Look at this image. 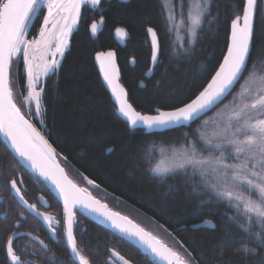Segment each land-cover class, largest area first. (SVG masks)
<instances>
[{
    "label": "trees",
    "instance_id": "1",
    "mask_svg": "<svg viewBox=\"0 0 264 264\" xmlns=\"http://www.w3.org/2000/svg\"><path fill=\"white\" fill-rule=\"evenodd\" d=\"M195 2L103 0L97 9L85 8L58 72L46 78L41 114L35 119L42 123L43 132L61 162L80 176L85 186L84 177L93 179L99 185L97 190L113 207L132 208L143 214L163 235L171 238L174 250L186 259L190 256L196 264H214L223 253L234 259L235 264H244L243 249L239 253L235 251L240 248V241L231 234L242 230L227 221L234 209L216 199L208 202V195L193 191L194 185L186 181L185 170L177 169L162 180L151 168L163 159L185 153L193 142L197 148L202 147L200 133L207 134L206 129H211L225 115V106L232 107L245 78L250 73L252 78L264 74V0L258 2L253 50L242 82L223 105L188 127L159 133L132 129L120 116L96 65L98 53H115L120 85L129 103L143 115H155L157 108L168 111L180 102H189L211 82L223 63L231 40V21L237 15L242 17L246 6V0H212L193 43L183 25L179 32L166 29L170 27L169 11L179 13V5L184 3L187 17L188 5L192 4L194 10ZM43 15L44 10L37 15L29 36H37ZM101 19L102 29L98 27L100 33L95 36L91 33V24L100 25ZM149 27L157 32L159 41L158 64L154 69ZM117 28L127 32L124 44L116 38ZM15 61L11 65L14 76L11 87L15 94L25 95L24 63L22 58ZM17 101L21 103L19 97ZM18 165L0 136V183L6 167ZM187 172L191 175L190 167ZM2 186L0 190L4 194L6 184ZM226 230H230L227 235ZM92 241L89 251L92 264H111L113 254L123 257L128 264H159L132 241L110 230L98 229ZM247 244L259 253L249 256L248 264H264V246L254 238ZM173 245L168 246L173 248Z\"/></svg>",
    "mask_w": 264,
    "mask_h": 264
},
{
    "label": "snow or ice",
    "instance_id": "2",
    "mask_svg": "<svg viewBox=\"0 0 264 264\" xmlns=\"http://www.w3.org/2000/svg\"><path fill=\"white\" fill-rule=\"evenodd\" d=\"M256 2L257 0H247L243 8V16L237 15L232 19L231 42L227 46L223 63L211 77V82L199 91L195 98L189 102H180V105L172 110L162 111L157 108L156 115H143L136 111L128 102L127 93L117 82L119 74L115 66V53H98L96 60L100 62L104 79L111 86L118 101L120 114L126 117L131 125L143 124L152 128L182 121H195L205 114L206 110H210L226 93H230L231 88L239 82L248 67ZM83 4L98 6L101 0H0V132L10 141L15 153L28 162L40 177L55 185L62 196L67 217V242L71 253L78 258L79 264H90V261L81 254L73 234L72 207L75 205L103 216L119 231L137 238L152 254L166 264H195L193 258L189 256L186 259L127 216L110 211L108 205L93 197L87 188H82L69 179L64 168L56 160L55 148L25 118L21 108L14 102L9 68L13 57L22 53L27 72L25 99L30 104L34 102L33 114H39L43 90L37 89L41 71L47 75L57 66V61L52 59L50 63L45 61L42 66L34 65L35 51L43 46V55L46 57L49 54L53 43L48 37H51L52 30L59 26L55 51L51 52V56L55 57L57 54L63 56L64 49L67 47V36L80 19V8ZM211 4L212 0H204L203 4L200 0H196L194 10L192 4L188 5L187 17H185L184 3H181L179 13L174 10L169 11L167 19L170 27L166 30L175 29L179 32L180 25H183L195 43L197 29L201 26L202 18ZM43 7L47 8V15L43 17V26L39 30L40 39H25L32 17L37 15ZM100 23H103V19ZM50 24L51 30L48 28ZM98 27L97 23L91 24L93 35ZM147 32L152 37V60L156 61L159 51L157 32L151 27L147 29ZM116 35L124 38L127 32L124 28H117ZM251 83L252 74L250 73L249 77L245 78V85H241V91L234 96L232 107L229 109L225 106V115L218 118L211 129H206L207 134L200 133V138L204 141L202 147L198 149L193 142L179 162L171 166L157 164L151 168V172L162 180L169 173H175L177 169L185 170L186 181H191L194 185L193 191L198 190L201 194L208 195V202L216 199L218 202H226L230 209H234L233 215L227 216V221L242 230L231 234L240 241V248L235 251L239 253L243 249L244 264H248L249 256L259 254L256 248L248 247V240L254 238L264 246V235H262L264 233V75L260 78L259 87H251ZM207 123L206 121L205 125ZM204 152H208L209 155L204 156ZM188 167L191 168V175L187 172ZM84 180L87 184L99 188L95 180L87 177H84ZM10 186L17 195L20 194L16 180H11ZM20 199L23 200V196ZM24 202L27 204V201ZM27 206L36 210L35 204H27ZM38 215L43 214L38 213ZM43 218L49 221V227H51L53 217L43 215ZM228 232L230 230H226V235ZM15 235L13 233L6 244L5 251L6 257L10 258L9 264H28L14 250ZM40 244L47 248L43 241H40ZM120 259L124 260L123 257ZM124 264H127V261ZM214 264H235V260L221 253Z\"/></svg>",
    "mask_w": 264,
    "mask_h": 264
},
{
    "label": "flooded vegetation",
    "instance_id": "3",
    "mask_svg": "<svg viewBox=\"0 0 264 264\" xmlns=\"http://www.w3.org/2000/svg\"><path fill=\"white\" fill-rule=\"evenodd\" d=\"M15 101H17L16 97ZM25 118L48 140L40 121L37 122L35 118L28 115ZM60 165L65 168L71 180L80 187L87 188L93 197L107 204L111 210L120 213V208L117 207L119 205L116 206L117 208L113 207L107 197L102 195L103 193L100 194L97 188L90 187L88 184L85 186L80 176L72 172L67 165L61 161ZM13 179L16 180L17 188L20 189L19 195L10 186V181ZM4 183L6 184L4 194L0 190V264H9L10 258L6 257L5 249L7 240L13 233L16 234L14 250L28 264H79L78 258L71 253L67 242V217L63 203L54 190L20 164L6 167L2 174L0 189H3L2 184ZM21 196L23 200L20 199ZM24 201H27V204H35L36 210L30 209ZM38 213L53 217L51 227H49V221ZM73 220V234L76 237L78 248L92 264L89 251L93 244V235L100 228L107 229L78 211H75ZM40 241H43L47 248H44ZM115 255L113 254L109 262L111 264L123 263L116 260Z\"/></svg>",
    "mask_w": 264,
    "mask_h": 264
},
{
    "label": "rangeland",
    "instance_id": "4",
    "mask_svg": "<svg viewBox=\"0 0 264 264\" xmlns=\"http://www.w3.org/2000/svg\"><path fill=\"white\" fill-rule=\"evenodd\" d=\"M102 2H103V0H101V4H102ZM100 5H98V6H93L91 4H83V5H81V8H80V19L78 20L77 24L72 27L71 32L67 36V47L64 49L63 56H60L59 54H57L55 57H52L51 56V52L55 51V43L57 42L56 41V37L59 35V26L55 30H52V36L51 37H48L49 39L52 40L53 47L49 50V54L46 57L43 55V53H44V47L43 46H41V48L38 51H35L34 50L35 51V59L33 61L34 65H41L42 66L45 63V61H47V62L50 63L52 59H55L57 61V66L55 68L51 69L47 73V75H44L43 72L41 71L40 83L38 85V89L37 90H40V89L43 90V87H44L46 78L49 75H51V74H53L55 72H58L61 63L63 62V60L65 58V54L68 52V49L71 47L70 43H71V38L73 36V33L78 29V27L80 25V20L82 18L83 10L85 8H88V7L97 9V8H99ZM42 10H44V15H43V17H44V16L47 15V8L46 7L41 8L38 11L37 15L40 14V12ZM37 15H34L32 17L31 22L28 25V30H27V33H26V36H25V39H27V40H39L40 39L39 32H38L37 36H34V38L31 37V36H29L30 35V32H31V30H32V28L34 26V21H35ZM69 23H70V21H69ZM61 24H63V21H61ZM42 26H43V20H42ZM48 28L50 30L52 29L51 24L48 26ZM20 58H22V61H23V54L22 53L17 54L16 56H14L13 57V61L14 60L17 61ZM13 61H12V63H13ZM15 62H14V64H15ZM23 63H24V61H23ZM10 69L13 70L11 66H10ZM23 69L26 72V65L25 64L23 66ZM37 71H40V69H37ZM26 74H27V72H26ZM12 75H13V71H12V73L10 71V76H11L10 80H13L14 79V76H12ZM261 76L262 75L258 76V74H256V76L252 78V83L250 84V86L251 87H254V88L255 87H259L260 86V78H261ZM26 79H27V77H26ZM243 85H245V84H243ZM25 91H26V94L25 95H23V94H20L19 95L17 93L14 94V98L16 97V99L18 100V97H19V100H20L21 103H19L17 101H15V102L17 103V106L21 108V111L25 115V117H27V115H28V116H31L32 118H35L37 116V114H33L34 111H35L34 102L32 104H30L29 101H27L25 99V97L27 96V90H26V88H25ZM43 92H44V90L42 91V96H43ZM41 104H42V101H41ZM41 108L42 107L40 106L39 112H41ZM39 114H41V113H39ZM37 119H39V117H37ZM183 154L184 153L179 154V155L176 154V156L174 158H172V159H163L162 162H161V166H171L172 164L179 162L181 160ZM79 178L81 179V177H79ZM84 182H86V180H84ZM88 186L94 187V186L89 185V184H88ZM120 213H122L124 216H127L128 218H132L141 227L145 228L146 230H148L149 232H151L152 234H154L157 238L161 239L163 242H166L168 245H173L174 244L173 241L171 240V238H169L165 234L163 235V233H161L156 227H154L153 222H151L143 214H140L139 212H137L136 210H134L132 208L125 209V210L120 209ZM204 225H208V224H204ZM209 225L213 226L212 224H209ZM174 248L175 247L173 245V249ZM114 257H115L116 260L124 263V261H122L118 255H115Z\"/></svg>",
    "mask_w": 264,
    "mask_h": 264
},
{
    "label": "water",
    "instance_id": "5",
    "mask_svg": "<svg viewBox=\"0 0 264 264\" xmlns=\"http://www.w3.org/2000/svg\"><path fill=\"white\" fill-rule=\"evenodd\" d=\"M124 1H129V0H124ZM247 2V0H246ZM259 0H257L256 2V5H255V8H254V25H253V37H252V43H251V49H250V55H251V52L253 50V42H254V33H255V29H256V19H257V12H258V7H259ZM243 15V14H242ZM102 24L103 23H100L99 27H100V30L102 29ZM100 32L97 31L94 35L95 36H98ZM231 37V36H230ZM116 38L121 42V43H125V40H127L128 36L124 37V38H120L119 36L116 35ZM150 41H152V37L150 35ZM231 42V40H230ZM159 43V41H158ZM250 55L248 57V64H249V58H250ZM158 58H159V52H158ZM158 59L156 61H153L152 60V68L154 69L156 67V65L158 64ZM96 65H98V69H99V73H100V76L102 77V80H103V83H104V86L108 89L110 95H111V98H113V101L117 107V109H119V104H118V101L116 100V97L115 95L113 94L112 92V88L111 86L107 83V81H105L104 79V73L103 71L101 70V67H100V62L98 60H96ZM115 66H116V69L118 70V74H119V66L117 65V61H116V55H115ZM152 69V70H153ZM152 70L149 72L150 75H152ZM10 71L11 69L9 68V80H10ZM247 70H245L244 74H243V77L239 80L238 83H236L230 90V93H226L224 97L221 98V100L219 102H217L216 105H214L213 107H211L210 110H206L205 114L201 115L199 119L195 120V121H190V122H180V123H176V124H169L167 126H164V127H152V128H149L147 127L146 125H143V124H138V125H131V128L132 129H143L145 130L147 133H159L161 131H170V129H177V128H181V127H188L190 125H192L193 123L203 119V117L207 116L208 114L212 113L213 110L217 109L218 107H220L221 105H223L224 101L227 100L235 91V88L242 82L241 80L244 78L245 76V73H246ZM118 84L120 85V75H119V78H118ZM10 86H11V80H10ZM121 86V85H120ZM122 87V86H121ZM123 88V87H122ZM124 89V88H123ZM13 99H14V92H13ZM128 99V97H127ZM129 102V101H128ZM16 103V102H15ZM119 111V110H118ZM137 111V110H136ZM120 114V112H119ZM149 115V114H148ZM156 115V114H155ZM120 116L127 120L126 117H124L122 114H120ZM130 123V122H129ZM42 135V134H41ZM0 136L5 144V146L9 147V149L11 150L12 154L14 155V157H16L17 161L19 162L20 165H22L23 167H25L28 171L32 172L34 175H36L38 178L42 179L43 182L51 189L54 190L55 194L58 196V198L61 200V202L63 203V198L62 196L60 195L59 191L56 189L55 185H53L49 180H45L43 177H40L39 176V173L36 172L34 169H32V167L30 166V164L26 161H24L22 158H20L16 153L15 151L12 149L11 147V144H10V141H8L7 137L2 133L0 132ZM45 138V137H44ZM46 139V138H45ZM56 160L57 162L60 164V161H59V158H58V155H56ZM61 166V165H60ZM63 167V166H61ZM64 168V167H63ZM65 170V168H64ZM66 172V170H65ZM67 174V173H66ZM69 177V176H68ZM70 179V178H69ZM97 199V198H96ZM99 200V199H98ZM102 203V202H101ZM63 206H64V203H63ZM108 209L112 212H114L113 210H111V208L108 206ZM72 211L73 213H75V211H78L80 212L81 214H83L84 216H87L89 217L90 219H93L97 224H100L102 225L104 228H106L107 230H111L112 232H114L115 234H117L118 236H121L123 237L124 239L128 240V241H132L137 247H139L141 250H144L145 252H147L153 260H156L159 264H166L165 261H162L161 259H159L158 257H156L154 254L151 253V251L146 248L137 238H134V237H131L129 235H127L126 233H123L121 231H119L117 228L113 227L111 222L106 220L103 216H100L98 215L97 213H94V212H91L90 210L88 209H85L79 205H75L72 207ZM121 214V213H120ZM122 215V214H121ZM124 216V215H122ZM73 218H74V215H73ZM130 220H132L134 223H136L132 218H129ZM74 221V220H73ZM138 224V223H136ZM139 225V224H138ZM141 227V226H140ZM143 228V227H142ZM145 229V228H144ZM146 230V229H145ZM148 231V230H146ZM149 232V231H148ZM154 235V234H153ZM161 240V239H160ZM162 241V240H161ZM163 242V241H162ZM165 243V242H164ZM166 244V243H165ZM167 245V244H166Z\"/></svg>",
    "mask_w": 264,
    "mask_h": 264
}]
</instances>
